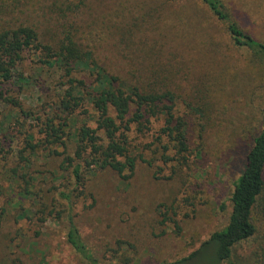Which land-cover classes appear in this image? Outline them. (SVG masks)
<instances>
[{
	"label": "rangeland",
	"instance_id": "obj_1",
	"mask_svg": "<svg viewBox=\"0 0 264 264\" xmlns=\"http://www.w3.org/2000/svg\"><path fill=\"white\" fill-rule=\"evenodd\" d=\"M221 1L264 43V0ZM193 7L194 0H0V31L31 25L54 49L69 36L120 80L173 93L186 136L178 153L161 132L162 118L145 133L132 124L130 174L100 167L88 152L76 158V130L87 116L41 132L66 78L22 52L17 67L33 83L0 90V264H89L67 241L70 220L99 264L175 261L225 225L233 181L262 124L264 63L232 47L213 18L196 30L174 16ZM260 212L254 236L233 250L242 264L264 260Z\"/></svg>",
	"mask_w": 264,
	"mask_h": 264
},
{
	"label": "trees",
	"instance_id": "obj_2",
	"mask_svg": "<svg viewBox=\"0 0 264 264\" xmlns=\"http://www.w3.org/2000/svg\"><path fill=\"white\" fill-rule=\"evenodd\" d=\"M170 1L182 3L185 0ZM193 9L178 12L174 16L187 26L196 25V30L207 28L213 18L225 26L232 47L248 50L264 63V43L242 29L221 0H194ZM169 23L174 26L175 18ZM211 43L216 44L212 39ZM213 48L220 51L217 46ZM27 50L36 56L40 66L55 69L60 72L59 77L66 78L63 84L67 87L58 91L62 94H59L54 109L46 113V127L41 132L45 133L48 125L61 131L63 126L69 125L71 117L77 119L78 115H85L88 118L76 130V158L88 152L93 154L96 163L102 168L111 167L120 175L132 173L135 158L130 154L127 132L135 124L138 132L145 133L150 129L152 118L163 119L161 132L172 142L176 152L186 151L185 123L174 114L173 93L145 90L120 80L98 64L91 51L80 48L69 36L54 49L41 41L31 25L19 24L0 31V90L7 84L22 88L33 83L17 67L22 60L21 53ZM2 94L0 91V97ZM22 112L30 114L28 110ZM88 121H92L95 126L91 127ZM29 138L32 140L33 135H29ZM50 141L60 142V137ZM34 147L32 144L31 148ZM79 169L80 164L75 163L73 173L77 181ZM229 202L230 211L224 226L213 231L189 254L162 264H242L233 259V250L254 236L256 229L252 217L255 209L261 207L260 214L264 216V107L261 128L244 155L243 167L233 181ZM67 241L89 264H99L86 252L78 229L71 220Z\"/></svg>",
	"mask_w": 264,
	"mask_h": 264
}]
</instances>
